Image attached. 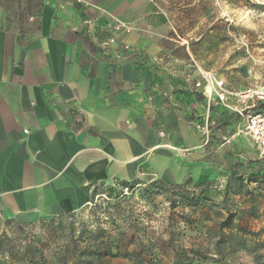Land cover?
<instances>
[{
  "label": "crops",
  "instance_id": "1",
  "mask_svg": "<svg viewBox=\"0 0 264 264\" xmlns=\"http://www.w3.org/2000/svg\"><path fill=\"white\" fill-rule=\"evenodd\" d=\"M83 1L90 6L44 0L40 32L26 45L0 7V219L35 223L77 212L95 187L135 180L142 168L169 184L187 174L174 144L190 143L197 95L174 92L154 68L157 39L134 31L103 44L86 25L106 26L105 10L145 28L153 8L146 0ZM119 46L130 61L115 57Z\"/></svg>",
  "mask_w": 264,
  "mask_h": 264
},
{
  "label": "rangeland",
  "instance_id": "2",
  "mask_svg": "<svg viewBox=\"0 0 264 264\" xmlns=\"http://www.w3.org/2000/svg\"><path fill=\"white\" fill-rule=\"evenodd\" d=\"M69 1L90 6L83 0ZM146 1L153 11L145 28L101 9L107 25L100 29L91 19L86 25L103 44L112 38L116 43L123 35L114 33L116 24L157 39L160 50L153 58L154 68L168 74L174 92L202 96L198 105L188 108L190 143L174 144L187 168L186 176L180 184H169L157 170L142 168L135 180L95 187L90 203L77 212L35 223L0 219V264H74L99 231L119 246L116 257L77 264H256L254 252L264 253V175L255 181L247 179L240 187L219 166L188 161L193 152L197 157L204 151L201 141L204 133L210 135L213 108L238 116L235 108L253 104L255 96L247 97L249 92L264 93V0ZM207 77L225 80L233 110L214 103L209 109L207 99L195 88L197 82L207 86ZM153 78V84L159 85ZM221 137L230 146L246 145L255 151L246 138ZM123 183L135 184V190L128 191ZM110 186L115 187L112 192ZM177 186L184 190L174 189ZM202 193L206 194L203 200ZM186 194L191 197L186 199ZM217 208L233 216L234 234L245 233L246 251L227 240L221 248L224 254H216L219 233L215 225L221 221L215 215Z\"/></svg>",
  "mask_w": 264,
  "mask_h": 264
},
{
  "label": "trees",
  "instance_id": "3",
  "mask_svg": "<svg viewBox=\"0 0 264 264\" xmlns=\"http://www.w3.org/2000/svg\"><path fill=\"white\" fill-rule=\"evenodd\" d=\"M45 5L44 0H0V7H2L6 15L14 22L15 30L18 33V42L20 45L28 44L41 29V10ZM111 49V47H106ZM129 49L124 47H117L114 50L115 57H119L123 62L130 61ZM134 57H139L140 53L135 52ZM140 65H146L143 58L140 56ZM146 67V66H145ZM149 67V66H147ZM198 99L202 96H197ZM184 108L186 106L184 105ZM180 109H183L182 107ZM255 112H264V106L260 105L254 109ZM238 116H228L217 109L213 108L210 116V135L207 142L201 141L204 146V151L199 153L197 157H190L192 162H205L219 166L225 170L235 180L237 186H242L245 180L255 181L258 177L264 175V158H260L258 152L251 150L246 145L244 146H230L222 140V135H234L236 126L238 124ZM122 187H126L128 191L135 190L136 185L130 183H123ZM114 186H110L108 190L112 192ZM174 189L184 190L183 187L177 186ZM125 197V196H124ZM186 199L191 197L185 195ZM206 194L202 193L200 199H205ZM213 203V202H212ZM215 207L217 204L213 203ZM227 213V216H224ZM68 215V214H66ZM215 215L221 219L218 224H214L218 229L217 241V255L224 254L222 244L227 240H232L236 243L238 249L247 250V240L245 233L242 236L232 232L233 216L228 213L226 209L217 208ZM255 215V214H254ZM61 216V215H60ZM212 229V228H211ZM229 230L227 234L225 231ZM98 238L96 241H91V244L80 250L79 256L76 258L77 264L79 261H96L102 263L107 257H116L114 251L119 250V246H114V241L111 236H107L106 232H97ZM81 237V236H80ZM82 238V237H81ZM128 253V252H126ZM31 258V257H30ZM254 260L256 264H264V253L259 254L256 250L254 252ZM176 264H179L178 262Z\"/></svg>",
  "mask_w": 264,
  "mask_h": 264
},
{
  "label": "built area",
  "instance_id": "4",
  "mask_svg": "<svg viewBox=\"0 0 264 264\" xmlns=\"http://www.w3.org/2000/svg\"><path fill=\"white\" fill-rule=\"evenodd\" d=\"M72 1H80V0H72ZM92 28V27H90ZM134 28L131 26H125L123 24H116L114 26V33H132ZM115 39L112 38L110 40V44H114ZM207 82L209 83L207 86H202L201 82H197L195 85L196 90L201 92V94L207 99V103L209 109L211 108L212 103L217 106L225 107L226 109L233 110L230 101V92L228 89V85L223 79H216L207 77ZM207 88L210 89V93L207 94ZM251 93V94H249ZM247 97H252L253 104L249 107L236 110L235 112L238 114L239 121L236 126L235 136L246 138L253 149H255L260 158H264V112H255L254 109L260 105L264 106V93H253L249 92ZM209 137L208 131L204 133L203 138L207 142Z\"/></svg>",
  "mask_w": 264,
  "mask_h": 264
},
{
  "label": "bare ground",
  "instance_id": "5",
  "mask_svg": "<svg viewBox=\"0 0 264 264\" xmlns=\"http://www.w3.org/2000/svg\"><path fill=\"white\" fill-rule=\"evenodd\" d=\"M206 93H207V94L210 93V89H209V88H207ZM199 177H200V176H199ZM166 178H167V177H166ZM168 180H169V179H168Z\"/></svg>",
  "mask_w": 264,
  "mask_h": 264
}]
</instances>
